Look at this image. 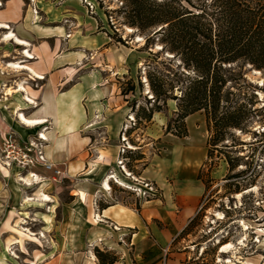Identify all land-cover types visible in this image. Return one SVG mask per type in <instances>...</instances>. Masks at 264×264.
<instances>
[{
	"label": "rangeland",
	"instance_id": "obj_1",
	"mask_svg": "<svg viewBox=\"0 0 264 264\" xmlns=\"http://www.w3.org/2000/svg\"><path fill=\"white\" fill-rule=\"evenodd\" d=\"M32 1L25 0L41 20L54 8L61 13L55 24L76 30L86 27L93 34L103 32L106 50L102 54L93 50L91 55L98 58L112 92L98 99L99 106L88 116V124H92L87 129L92 137L89 162L75 177L46 160L40 141L23 138V125L15 120L16 113L10 118L11 113L0 112V264H99L96 250L114 252L120 261L124 249L131 252V245L121 237L122 248L104 241L98 211L105 203L129 200H134L138 209L145 200L161 197V188L142 171L150 163L155 166L174 141L184 140L204 147L206 157L199 175L207 189L194 219L173 238L165 257L185 252L188 264H264V71L233 65L235 73L242 74L227 83V90L232 92L230 100L246 104L241 128L227 129L223 139L214 144L215 131L205 112L197 111L185 118L187 134L177 136L166 132L176 100L158 101L160 110L154 111L149 121L135 116L140 108L155 107L146 70L167 73L172 55L161 52L159 58L152 56L161 45L155 41L144 46L145 35L121 23V14L115 12L120 0H45L49 5L41 9ZM7 34L0 31V39ZM118 36L121 42L115 40ZM129 78L135 90L122 95L121 88ZM3 95L0 110L11 102ZM127 101L134 104L133 111ZM127 150L140 158L125 156ZM37 156L41 162L36 161ZM110 157L106 168L104 163ZM84 172L89 173L87 178ZM145 182L153 186L148 194L136 188ZM87 184L91 188L86 200L81 195L78 199L77 187ZM43 195L48 196V202L41 200ZM80 200H85L90 211ZM94 233L97 236L92 238ZM225 245L231 246L222 251ZM132 264H136L134 260Z\"/></svg>",
	"mask_w": 264,
	"mask_h": 264
},
{
	"label": "crops",
	"instance_id": "obj_2",
	"mask_svg": "<svg viewBox=\"0 0 264 264\" xmlns=\"http://www.w3.org/2000/svg\"><path fill=\"white\" fill-rule=\"evenodd\" d=\"M32 2L40 9L49 5L45 0ZM49 11L46 20H41L25 0H1L0 31L13 36L0 39V95L11 101L4 102L7 105L0 112L11 113L10 118L16 113L23 138L40 141L46 160L75 177L89 162L92 137L87 129L92 124H88V116L99 106L97 100L112 92L98 58L91 55L93 50L102 54L106 42L102 31L93 34L86 27L76 30L55 24L61 13L54 8ZM20 114L44 122L29 125ZM38 133L46 139L36 137ZM205 153L198 143L174 141L155 166L150 163L142 171L161 188V197L145 200L138 209L134 200L101 207L99 233L105 235L104 241L122 248L121 237L131 245V252L124 249L115 264H132L133 260L136 264H164L165 259L166 264H188L185 252L165 257V249L193 218L205 195V183L199 177ZM110 164L111 157L104 165ZM88 174L84 172V178ZM88 188V184L77 187V198L81 195L86 200ZM85 200L80 202L90 211ZM94 234L92 238L97 236Z\"/></svg>",
	"mask_w": 264,
	"mask_h": 264
},
{
	"label": "trees",
	"instance_id": "obj_3",
	"mask_svg": "<svg viewBox=\"0 0 264 264\" xmlns=\"http://www.w3.org/2000/svg\"><path fill=\"white\" fill-rule=\"evenodd\" d=\"M120 1L115 12L121 14V23L145 35L144 46L155 41L161 45L152 56L159 58L161 52L172 55L168 57L172 59H168L167 73L146 70L155 107L140 108L135 116L149 121L154 111L160 110L158 101L173 99L177 101L176 110L166 124V132L185 136V118L197 111L205 112L215 131L214 144L223 139L227 129L241 128L246 104L230 100L232 92L227 90V83L238 74L241 77L233 65L264 71V0ZM115 40L122 41L120 36ZM137 83L141 88L140 78ZM134 90L135 83L129 78L121 94ZM127 103L133 111L134 104ZM125 156L140 158L132 150ZM96 255L99 264H115L118 260L114 252L96 250Z\"/></svg>",
	"mask_w": 264,
	"mask_h": 264
},
{
	"label": "bare ground",
	"instance_id": "obj_4",
	"mask_svg": "<svg viewBox=\"0 0 264 264\" xmlns=\"http://www.w3.org/2000/svg\"><path fill=\"white\" fill-rule=\"evenodd\" d=\"M11 36H13V34H10L9 36H6L7 38H9V37H11ZM13 38V37H12ZM10 39V38H9ZM14 39V38H13ZM18 41V40H17ZM18 42H20V41H18ZM21 43H23V42H21ZM24 44V43H23ZM25 45V44H24ZM16 67H19L18 65L16 66ZM19 117H20V119L23 121V122H25L26 124H29V125H35V124H42L44 121H36V122H34V121H30V120H28L24 115H22V114H20L19 115ZM39 138H41V139H46L45 138V135L43 134V133H41L40 135H39ZM29 182V181H28ZM30 184V183H29ZM105 185H106V187H108L109 188V186H108V183L107 182H105ZM41 200H43V201H47V200H49V198H48V196L47 195H43V198L41 199ZM48 202V201H47ZM231 245H225L224 247H223V249H222V251H227L228 250V247H230Z\"/></svg>",
	"mask_w": 264,
	"mask_h": 264
},
{
	"label": "built area",
	"instance_id": "obj_5",
	"mask_svg": "<svg viewBox=\"0 0 264 264\" xmlns=\"http://www.w3.org/2000/svg\"><path fill=\"white\" fill-rule=\"evenodd\" d=\"M126 129V128H125ZM125 135L123 134V136L122 137H124ZM40 154V158H42L43 159V155H41V153H39ZM36 161H39V162H41V160L38 158V156H37V158H36ZM119 163L120 164H122V160H119ZM123 167V166H122ZM124 169V168H123ZM125 173H126V175L127 176H129V175H131V173L130 172H128V171H124ZM111 176V175H110ZM111 177H113V176H111ZM126 187H128V189H130V190H132V191H136V190H133L130 186H126ZM137 188V191H141V192H143V194H146L147 192H148V190L149 189H151V188H153V186H151V185H149V183H147V182H145L144 184H143V186L142 187H140V186H138V187H136ZM142 188V189H141ZM150 191V190H149ZM137 193V192H136ZM148 194V193H147Z\"/></svg>",
	"mask_w": 264,
	"mask_h": 264
}]
</instances>
